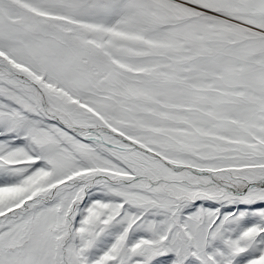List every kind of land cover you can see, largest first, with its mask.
<instances>
[{"label":"snow or ice","instance_id":"6c2138e0","mask_svg":"<svg viewBox=\"0 0 264 264\" xmlns=\"http://www.w3.org/2000/svg\"><path fill=\"white\" fill-rule=\"evenodd\" d=\"M0 264H264V0H0Z\"/></svg>","mask_w":264,"mask_h":264}]
</instances>
